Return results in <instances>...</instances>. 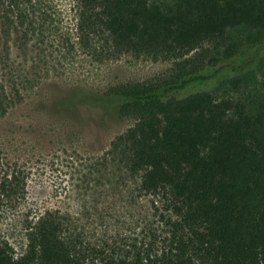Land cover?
I'll return each mask as SVG.
<instances>
[{"label":"trees","instance_id":"trees-1","mask_svg":"<svg viewBox=\"0 0 264 264\" xmlns=\"http://www.w3.org/2000/svg\"><path fill=\"white\" fill-rule=\"evenodd\" d=\"M76 5L80 30L99 27L119 52L172 61L168 75L81 96L116 102L121 116L135 121L114 142L119 162L124 173L140 176L142 192L162 193L168 205L133 249H106L69 217L47 211L30 230L25 254L15 258L0 245V264H264V74L262 94L250 102L206 89L169 95L217 73L213 49L226 58L239 52L232 29L264 30V0ZM8 17L0 10L1 36Z\"/></svg>","mask_w":264,"mask_h":264},{"label":"rangeland","instance_id":"rangeland-1","mask_svg":"<svg viewBox=\"0 0 264 264\" xmlns=\"http://www.w3.org/2000/svg\"><path fill=\"white\" fill-rule=\"evenodd\" d=\"M0 10L10 16L0 35V245L19 258L39 217L58 211L106 249L140 247L168 203L162 193L142 192L140 176L124 173L119 162L114 142L135 121L121 116L116 102L81 96L168 75L172 61L119 52L99 27L80 30L76 0H2ZM229 39L239 52L226 58L213 49L212 78L169 95L206 89L257 99L264 30L238 27ZM233 79L241 80L239 88Z\"/></svg>","mask_w":264,"mask_h":264}]
</instances>
